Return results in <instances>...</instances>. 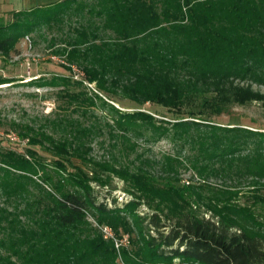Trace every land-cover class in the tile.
<instances>
[{"label": "trees", "instance_id": "obj_1", "mask_svg": "<svg viewBox=\"0 0 264 264\" xmlns=\"http://www.w3.org/2000/svg\"><path fill=\"white\" fill-rule=\"evenodd\" d=\"M13 15L0 24V53L44 25L60 66L79 77L33 78L60 86L62 110L51 131L12 123L24 152L0 148V264H264V132L201 116L258 96L234 82L264 85V0H50ZM122 100L133 109L112 104ZM95 101L112 113L100 159L89 142L102 129L70 112ZM138 138H164L173 151L149 158ZM181 170L201 182L182 181ZM113 177L128 194L121 207L93 194L92 183ZM141 202L149 211L140 216ZM88 211L118 238L135 229L129 248H116Z\"/></svg>", "mask_w": 264, "mask_h": 264}, {"label": "rangeland", "instance_id": "obj_2", "mask_svg": "<svg viewBox=\"0 0 264 264\" xmlns=\"http://www.w3.org/2000/svg\"><path fill=\"white\" fill-rule=\"evenodd\" d=\"M50 0H0V24L11 21L14 18L13 13L17 10L28 9L37 5L48 3ZM44 25L31 31L26 36L20 38L14 45L13 50L8 54L0 53V79L5 78L8 82L0 83V148L11 149L24 152L27 146L25 140L16 138V132L11 127L12 123L17 124H33L35 127L51 131L48 120L51 119L54 113L60 112L62 109V99L56 94L60 88L51 86H40L35 83L33 78L38 76L49 77L53 73L71 74L73 77H79V71L74 66L71 71H67L61 65L63 58L59 55L53 54L51 51L58 44L49 46L50 35H54ZM32 79V80H31ZM248 80L234 82L238 86H249L251 92L256 93V98L249 99L242 103L232 102L225 106L223 110L216 113L211 110H202L201 116L211 121L220 124H233L243 123L251 125L254 128L264 132V85L256 83H248ZM70 89L78 90L79 87H70ZM83 89V88H82ZM93 89V86H89ZM114 106L119 107L121 110H132V104L128 101L122 100L120 103H112ZM143 109L155 113V117H172L173 114L157 105L146 104L142 106ZM68 112V111H67ZM73 116L79 117L83 122H92L102 129L103 135H96L89 142L91 150L89 154L95 159H100L106 155L108 150V138L106 131L108 125L111 124L112 113L106 107H101L98 101L95 105L86 108V113L81 114L78 111L70 110ZM137 150L143 151L149 158L158 159L162 154L173 151L171 143L164 139H158L153 142H144L138 138ZM44 160L49 161V154L38 145L35 146ZM51 166L47 170L51 172ZM85 168V166H84ZM55 177V176H54ZM179 178L182 181L201 182L195 175H192L189 170H181ZM210 185L217 186L219 180L209 178L206 180ZM93 187V194L96 202L104 201L107 207H112L111 199H115L117 207L128 199V194L124 192V184L117 178H111L106 185H95ZM33 190H37L33 188ZM242 197L239 202L242 201ZM202 211V209L200 208ZM149 211V206L140 203L135 208V213L138 215H145ZM86 219L96 226L98 230L104 235L112 239L114 246L118 248L120 245L129 248L128 237L136 236V230L133 229L131 234L120 232L121 237L118 238L114 235L113 229L106 224H96L93 219V214L88 211ZM209 217L208 213L202 215ZM122 217L128 225H132V217L129 214ZM21 220H25V216H20Z\"/></svg>", "mask_w": 264, "mask_h": 264}]
</instances>
